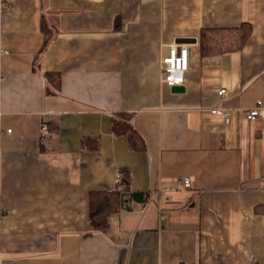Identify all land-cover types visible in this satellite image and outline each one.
<instances>
[{"label": "crops", "instance_id": "crops-1", "mask_svg": "<svg viewBox=\"0 0 264 264\" xmlns=\"http://www.w3.org/2000/svg\"><path fill=\"white\" fill-rule=\"evenodd\" d=\"M241 26L239 50L202 54L203 29ZM173 44L181 90L161 81ZM0 75V264H264V0H0ZM120 114L143 150L113 133ZM123 175L88 234V194Z\"/></svg>", "mask_w": 264, "mask_h": 264}, {"label": "trees", "instance_id": "trees-1", "mask_svg": "<svg viewBox=\"0 0 264 264\" xmlns=\"http://www.w3.org/2000/svg\"><path fill=\"white\" fill-rule=\"evenodd\" d=\"M42 31L44 32L43 51L50 40L52 32L42 23ZM250 28L241 26L239 28H210L203 29L200 32V47L203 55L216 54L223 52H231L239 50L246 42L249 36ZM50 81L51 87L58 86V77L54 75H46V81ZM50 130H55V125L48 122ZM112 130L115 135L125 136L128 140L130 148L133 150H143L145 142L137 130L133 127L129 116L120 114L112 121ZM123 189L106 191H93L88 194L87 199V219L90 231H105L109 225L111 215L120 211L124 202L125 190L128 186V177L123 175Z\"/></svg>", "mask_w": 264, "mask_h": 264}, {"label": "built area", "instance_id": "built-area-1", "mask_svg": "<svg viewBox=\"0 0 264 264\" xmlns=\"http://www.w3.org/2000/svg\"><path fill=\"white\" fill-rule=\"evenodd\" d=\"M189 69V49L185 44H173L169 47L168 53L161 58L160 72L161 81L170 87H179L184 85L185 74ZM0 78L1 75H0ZM226 93L225 89L218 91L219 96ZM231 110L226 108H214L210 113L215 116L223 118L226 122L231 120ZM241 115L247 121H254L259 114V107L245 109L241 111ZM10 132V130H7ZM49 126L44 120L40 122V139L47 141L49 137ZM184 185H189L190 179L185 177L183 179Z\"/></svg>", "mask_w": 264, "mask_h": 264}, {"label": "water", "instance_id": "water-1", "mask_svg": "<svg viewBox=\"0 0 264 264\" xmlns=\"http://www.w3.org/2000/svg\"><path fill=\"white\" fill-rule=\"evenodd\" d=\"M176 89L174 90H181L180 87H175ZM129 197L132 199V201L136 202V203H140L143 200V193L141 192H134L129 194Z\"/></svg>", "mask_w": 264, "mask_h": 264}]
</instances>
